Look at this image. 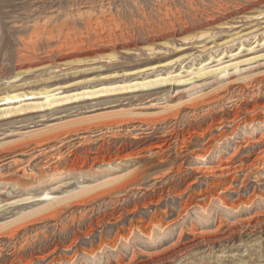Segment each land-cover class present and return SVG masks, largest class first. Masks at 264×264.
Instances as JSON below:
<instances>
[{
  "label": "rangeland",
  "instance_id": "374dc122",
  "mask_svg": "<svg viewBox=\"0 0 264 264\" xmlns=\"http://www.w3.org/2000/svg\"><path fill=\"white\" fill-rule=\"evenodd\" d=\"M0 264H264V0H0Z\"/></svg>",
  "mask_w": 264,
  "mask_h": 264
},
{
  "label": "bare ground",
  "instance_id": "6f19581e",
  "mask_svg": "<svg viewBox=\"0 0 264 264\" xmlns=\"http://www.w3.org/2000/svg\"><path fill=\"white\" fill-rule=\"evenodd\" d=\"M101 7V6H100ZM83 9V8H82ZM89 10V9H88ZM126 11V10H125ZM262 14V13H261ZM137 15V14H136ZM242 17V16H241ZM247 17V16H246ZM245 17V18H246ZM135 18V17H134ZM114 19V18H113ZM130 19V18H129ZM140 19V18H139ZM117 20V19H116ZM113 21V20H112ZM132 21V20H131ZM109 22V20H108ZM115 22H111L113 24H108V26H105L100 20H90L84 23V28L85 30L84 33H82L80 35L81 41L78 42L81 46H83V44L86 43H90V42H107V43H111L113 45V48H111V50H106L104 48H102L101 50L98 49L96 51H85V52H80L78 54H76L74 57L70 56V55H66V56H62L59 61L62 63H65L67 61H69L72 58H75V60L79 61L81 60L82 62L84 60H87L89 58H95L96 56L103 57V56H107L109 58H112V55L114 52L116 54V52H121V51H128L130 52V50H136L137 47H139L137 45H133V43H131L128 39V33H126L124 31V29L121 28V26ZM172 22V21H171ZM66 23V22H65ZM107 24V23H106ZM124 25V24H123ZM210 25V24H209ZM58 26V25H57ZM69 29V28H68ZM257 32V31H256ZM46 33V32H45ZM59 33V32H58ZM206 33V32H205ZM76 34V33H75ZM53 35V34H52ZM78 35V34H76ZM152 35V34H151ZM240 35V34H239ZM174 36V35H173ZM175 37V36H174ZM79 38V35H78ZM78 40V39H77ZM89 41V42H88ZM74 43V42H73ZM36 44V43H35ZM74 45V44H73ZM78 46V48L80 47ZM96 49V48H95ZM141 49V48H140ZM76 50V49H75ZM152 50V49H151ZM110 51V53L108 52ZM108 52V54H106ZM67 54V53H66ZM113 57H116V55H113ZM111 60V59H110ZM73 61V60H72ZM46 63V62H45ZM73 63V62H72ZM40 64V63H39ZM204 67V66H203ZM28 68V67H27ZM26 68V69H27ZM32 68V66H31ZM227 68V67H226ZM225 69V68H224ZM207 70L206 68H201L198 72H202ZM219 70H215V71H210L211 73H215ZM203 73V72H202ZM206 73V72H205ZM193 74V73H192ZM196 74V73H195ZM208 74V73H207ZM203 75V74H202ZM201 76V75H200ZM160 81H165V79H160ZM71 86V85H70ZM100 92H104L100 90ZM99 92H90V93H82V94H76L73 96H69V97H64L62 99L56 100V101H68V100H72L73 98H77V97H85L88 95H95L98 94ZM54 103V100L45 103V104H35L34 107L35 108H40V107H45L47 105H50L51 103ZM197 107V106H196ZM109 168L112 169L114 168L112 165H109ZM63 173V172H62ZM65 175L64 174H52V175H47L46 178V182H52V181H56L57 183L61 182L63 180V177ZM136 182V181H135ZM107 186V184H106Z\"/></svg>",
  "mask_w": 264,
  "mask_h": 264
}]
</instances>
